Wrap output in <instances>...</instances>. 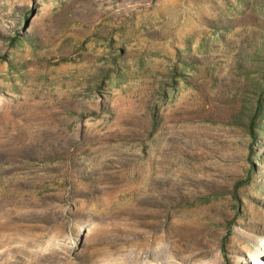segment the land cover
Masks as SVG:
<instances>
[{
	"label": "rangeland",
	"instance_id": "obj_1",
	"mask_svg": "<svg viewBox=\"0 0 264 264\" xmlns=\"http://www.w3.org/2000/svg\"><path fill=\"white\" fill-rule=\"evenodd\" d=\"M0 264H264V0H0Z\"/></svg>",
	"mask_w": 264,
	"mask_h": 264
},
{
	"label": "trees",
	"instance_id": "obj_2",
	"mask_svg": "<svg viewBox=\"0 0 264 264\" xmlns=\"http://www.w3.org/2000/svg\"><path fill=\"white\" fill-rule=\"evenodd\" d=\"M254 135V134H253ZM255 136V135H254Z\"/></svg>",
	"mask_w": 264,
	"mask_h": 264
}]
</instances>
